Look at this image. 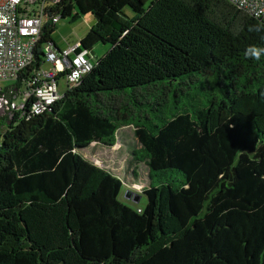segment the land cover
<instances>
[{"label": "trees", "instance_id": "obj_1", "mask_svg": "<svg viewBox=\"0 0 264 264\" xmlns=\"http://www.w3.org/2000/svg\"><path fill=\"white\" fill-rule=\"evenodd\" d=\"M58 13L90 15L81 47L109 50L41 115L0 117V264H264V55L245 56L264 48V23L225 0H65ZM57 24L17 85L58 47ZM127 126L143 209L82 155Z\"/></svg>", "mask_w": 264, "mask_h": 264}, {"label": "built area", "instance_id": "obj_2", "mask_svg": "<svg viewBox=\"0 0 264 264\" xmlns=\"http://www.w3.org/2000/svg\"><path fill=\"white\" fill-rule=\"evenodd\" d=\"M65 0H0V83L11 81L13 85L0 87V117L13 118V113L28 117L41 115L61 96L57 92V78L63 77L66 84L75 87L92 68L89 52L80 41L55 51L49 45L45 50L43 63L51 65L43 70L42 65L34 71L20 92L17 81L23 71L33 62V55L40 34L49 22L56 25L61 15L48 17L47 9L52 3ZM237 11L261 20L264 23V0H225ZM20 97V102L17 98Z\"/></svg>", "mask_w": 264, "mask_h": 264}, {"label": "rangeland", "instance_id": "obj_3", "mask_svg": "<svg viewBox=\"0 0 264 264\" xmlns=\"http://www.w3.org/2000/svg\"><path fill=\"white\" fill-rule=\"evenodd\" d=\"M125 13L130 15L128 9H125ZM225 16V15H224ZM216 22L226 25L230 20L227 17H222L218 13L213 16ZM94 24V20L90 15L84 16L74 23H70L68 18L61 20L56 30L52 34V39L59 48L67 46H73L77 42L81 41L87 33L91 30ZM241 27V21L239 18L232 20L230 29L233 32L239 31ZM109 46L101 44L96 45L89 52L91 62L94 64L97 62L107 51ZM51 65L44 63L42 65L43 70H49ZM14 82L6 81L1 82L0 87L4 88L9 85H13ZM20 92L25 91L24 84L19 86ZM67 84L63 77L57 81L58 95L62 96L67 91ZM17 102H20L21 98L18 97ZM4 123H0V134L4 130ZM139 148V144L136 140L134 129L131 126L120 129L116 134V144L113 147H106L100 144L92 143L82 150V155L93 164L110 171L114 176L122 181V192L119 200L128 204L133 208L143 209L147 203L146 196L140 194L145 187H147V167L144 164H137L133 161V151ZM133 172L136 174L134 175ZM131 191L133 194L140 196L138 203H132L125 198V192Z\"/></svg>", "mask_w": 264, "mask_h": 264}, {"label": "clouds", "instance_id": "obj_4", "mask_svg": "<svg viewBox=\"0 0 264 264\" xmlns=\"http://www.w3.org/2000/svg\"><path fill=\"white\" fill-rule=\"evenodd\" d=\"M261 55H264V48L257 47L255 45L249 46L245 50V56L249 57V58H253V59L259 60Z\"/></svg>", "mask_w": 264, "mask_h": 264}, {"label": "water", "instance_id": "obj_5", "mask_svg": "<svg viewBox=\"0 0 264 264\" xmlns=\"http://www.w3.org/2000/svg\"><path fill=\"white\" fill-rule=\"evenodd\" d=\"M55 51H59L58 47H54ZM86 148L82 149V150H85ZM125 198L128 199V200H132L134 203H138L139 200H140V196L136 195V194H133L131 191H126L125 192Z\"/></svg>", "mask_w": 264, "mask_h": 264}, {"label": "crops", "instance_id": "obj_6", "mask_svg": "<svg viewBox=\"0 0 264 264\" xmlns=\"http://www.w3.org/2000/svg\"><path fill=\"white\" fill-rule=\"evenodd\" d=\"M78 43V42H77Z\"/></svg>", "mask_w": 264, "mask_h": 264}]
</instances>
